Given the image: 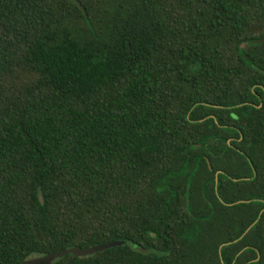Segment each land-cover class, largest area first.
Masks as SVG:
<instances>
[{"label":"trees","instance_id":"obj_1","mask_svg":"<svg viewBox=\"0 0 264 264\" xmlns=\"http://www.w3.org/2000/svg\"><path fill=\"white\" fill-rule=\"evenodd\" d=\"M77 1L0 0V264H264V0Z\"/></svg>","mask_w":264,"mask_h":264},{"label":"water","instance_id":"obj_2","mask_svg":"<svg viewBox=\"0 0 264 264\" xmlns=\"http://www.w3.org/2000/svg\"><path fill=\"white\" fill-rule=\"evenodd\" d=\"M69 1H71L75 6H77V8L80 9L81 12H83V8L81 7V5L77 0H69ZM258 41L260 40L259 39L255 40V42ZM118 244H121V241L115 240L105 243H97L84 248H79V247L61 248L58 250L44 253L42 255H37L27 258L25 260L20 261L18 264H50L55 258H59L67 253H71L76 256H84ZM133 247L137 250H141V248L138 246L134 245Z\"/></svg>","mask_w":264,"mask_h":264},{"label":"rangeland","instance_id":"obj_3","mask_svg":"<svg viewBox=\"0 0 264 264\" xmlns=\"http://www.w3.org/2000/svg\"><path fill=\"white\" fill-rule=\"evenodd\" d=\"M264 37H262V38H258L260 41H258V42H261V41H263L264 39H263ZM241 47L243 46V45H240ZM240 201H243V200H240ZM261 211V210H260ZM254 222V221H253ZM249 227V226H248ZM248 227L243 231V233H245V231L248 229ZM233 241H235V240H233ZM228 243H230V242H225L224 244H228ZM220 246L221 245H219V248H220ZM241 250L242 249H240L239 250V252L238 253H240L241 252ZM255 259H257V257L255 258ZM248 262H253V260L251 261V260H248Z\"/></svg>","mask_w":264,"mask_h":264},{"label":"flooded vegetation","instance_id":"obj_4","mask_svg":"<svg viewBox=\"0 0 264 264\" xmlns=\"http://www.w3.org/2000/svg\"><path fill=\"white\" fill-rule=\"evenodd\" d=\"M256 257H257V256H256ZM256 257H255V258H256ZM255 258H251L250 260H251V261H252V260L255 261V260H256Z\"/></svg>","mask_w":264,"mask_h":264}]
</instances>
